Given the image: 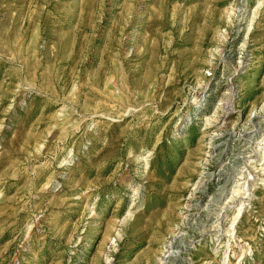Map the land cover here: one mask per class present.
<instances>
[{"label":"rangeland","instance_id":"374dc122","mask_svg":"<svg viewBox=\"0 0 264 264\" xmlns=\"http://www.w3.org/2000/svg\"><path fill=\"white\" fill-rule=\"evenodd\" d=\"M0 264H264V0H0Z\"/></svg>","mask_w":264,"mask_h":264},{"label":"bare ground","instance_id":"6f19581e","mask_svg":"<svg viewBox=\"0 0 264 264\" xmlns=\"http://www.w3.org/2000/svg\"><path fill=\"white\" fill-rule=\"evenodd\" d=\"M244 190H245V189H244ZM245 191H246V190H245ZM245 191H244V192H245ZM239 212H240V210H239ZM240 213H241V212H240ZM232 227H233V226H232ZM171 248H172V245L169 247V249L165 250L164 257L167 258V259L170 258L171 256H173L175 253L178 254L177 251H172ZM180 253H181V252H180ZM177 254H176V255H177Z\"/></svg>","mask_w":264,"mask_h":264}]
</instances>
